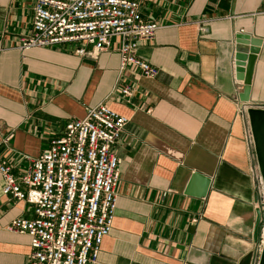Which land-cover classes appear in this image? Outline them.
I'll list each match as a JSON object with an SVG mask.
<instances>
[{
	"label": "crops",
	"instance_id": "0c3cea01",
	"mask_svg": "<svg viewBox=\"0 0 264 264\" xmlns=\"http://www.w3.org/2000/svg\"><path fill=\"white\" fill-rule=\"evenodd\" d=\"M33 5L0 0V159L39 157L71 120L104 103L129 123L112 148L121 162L118 203L98 264L259 262L256 146L247 131L250 109L264 110V0H142L143 18L161 27L138 50L158 69L155 78L130 65L120 71L116 44L97 60L76 55L72 45L22 51ZM241 33L262 44L250 102L240 111ZM125 86L132 97L122 95ZM194 173L211 179L205 198L186 194ZM3 188L0 174V264H23L30 238L6 227L34 219V207Z\"/></svg>",
	"mask_w": 264,
	"mask_h": 264
},
{
	"label": "built area",
	"instance_id": "2783aa9c",
	"mask_svg": "<svg viewBox=\"0 0 264 264\" xmlns=\"http://www.w3.org/2000/svg\"><path fill=\"white\" fill-rule=\"evenodd\" d=\"M141 6L142 0H34L32 31L19 48L72 45L76 55L97 60L116 44L120 71L130 65L155 78L158 69L140 59L138 50L161 27L143 18ZM121 93L134 95L130 86ZM239 107L241 111L246 104L239 102ZM128 123L129 118L99 103L87 108L84 118L71 120L39 157L21 154L14 163L0 159L3 193L34 207V219L16 218L6 227L30 238L31 252L23 264H98L118 203L121 162L112 148ZM247 140L251 147L250 129ZM252 158L256 160V152ZM256 169L263 250L264 183Z\"/></svg>",
	"mask_w": 264,
	"mask_h": 264
},
{
	"label": "water",
	"instance_id": "95a60500",
	"mask_svg": "<svg viewBox=\"0 0 264 264\" xmlns=\"http://www.w3.org/2000/svg\"><path fill=\"white\" fill-rule=\"evenodd\" d=\"M262 42L259 39L251 37L247 34L236 35L235 45V67L236 78L244 84L243 93L240 95V100L243 104L250 102L251 82L253 76V67L256 61V54ZM251 126L256 142V151L264 177V110L252 108L249 111ZM211 187V179L200 174L194 173L189 185L187 186L186 194L188 196L205 198ZM262 214L257 213L255 239L258 237ZM250 259L247 258L241 264H250ZM259 264H264V246L260 257Z\"/></svg>",
	"mask_w": 264,
	"mask_h": 264
},
{
	"label": "rangeland",
	"instance_id": "374dc122",
	"mask_svg": "<svg viewBox=\"0 0 264 264\" xmlns=\"http://www.w3.org/2000/svg\"><path fill=\"white\" fill-rule=\"evenodd\" d=\"M251 130H252V132H253L252 127H251ZM253 141H254V144H255V146H256V142H255V137H254V136H253ZM254 162L257 163V164L255 165V166L257 167L256 171H257V173H259V175L262 176L263 183H264V177H263V174H262V171H261V167H260V163H259V159H258L257 151H256V160H254ZM255 166H254V167H255Z\"/></svg>",
	"mask_w": 264,
	"mask_h": 264
}]
</instances>
